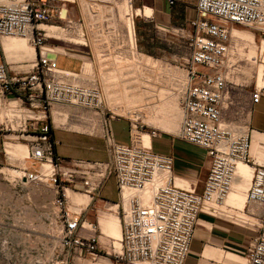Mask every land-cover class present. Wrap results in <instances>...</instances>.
Instances as JSON below:
<instances>
[{"label": "built area", "instance_id": "built-area-1", "mask_svg": "<svg viewBox=\"0 0 264 264\" xmlns=\"http://www.w3.org/2000/svg\"><path fill=\"white\" fill-rule=\"evenodd\" d=\"M134 1L129 0L132 6ZM168 3L173 4L174 0ZM113 11L108 13L111 17ZM196 11L197 17L189 22L194 30L184 34L190 53L187 81L181 89L183 116L179 135L205 149L210 159L202 192L176 183L171 156L134 141V130L146 131L143 123L130 120L129 144L115 141L112 122L121 116L117 117L108 107L98 85L82 82V58L78 71L58 66L60 55L75 56L67 54L66 47L61 50L49 41L52 37L40 24L72 28L73 20H66L67 9L56 0H0V38H26L36 50L27 72L13 73L7 62H0V111L10 113H6L7 123L16 127L14 139L27 142L28 153L17 166L23 174L20 178L28 184L41 183L53 194V223L59 229L54 236L55 264H71L76 256L95 259L105 253L126 264H185L200 214L206 206L216 212L225 204L239 163L253 168L246 200L256 206L254 215L259 218L257 233L245 251V264H264V163L251 153L252 128L235 131L222 123L228 89L223 68L232 46L230 25L259 31L263 44L264 0H198ZM136 17L152 16L135 14L134 25ZM64 20L63 27L60 22ZM262 63L263 79L261 84L256 82L251 93L253 104L264 98V57ZM57 104L99 114L107 160H68L58 155L56 147L60 141L55 137L52 117ZM148 133L150 137L158 135L156 129ZM111 177L115 180L114 204L121 225L117 247L112 237H107L109 244L102 242L105 234L98 220L89 222L83 218L88 207L71 209L67 193L68 188L83 192L91 196L92 202L102 198ZM104 201L105 205L112 204Z\"/></svg>", "mask_w": 264, "mask_h": 264}, {"label": "rangeland", "instance_id": "rangeland-1", "mask_svg": "<svg viewBox=\"0 0 264 264\" xmlns=\"http://www.w3.org/2000/svg\"><path fill=\"white\" fill-rule=\"evenodd\" d=\"M73 1L56 0L61 7L67 9L66 20L72 19L74 24L72 28H67V38H51L49 41L57 44L61 50L66 47L67 54L82 58L85 61L83 67L85 63H91V70L85 73L87 78L82 77V82L98 85L108 107L118 114L117 117L143 123L146 131L139 132L138 135L147 134L152 129L158 132L163 129L172 131L170 127L176 124L177 129H180L184 90H179L177 81L187 80L190 52L184 34L194 30L189 22L197 17V1L174 0L173 4H169L168 0H164L163 9L157 8L162 4L161 0H135L134 6L129 2L133 20L135 14L144 16L147 8L154 9L153 18H135L136 50L131 48L128 41L127 10L124 6L127 0ZM142 5H145L144 9L140 8ZM111 10H114L112 17L108 14ZM66 20L60 22L63 27ZM230 27L231 33L235 28L234 33L240 38L232 36V46L223 68L228 89L223 101L222 123L226 127L232 125L246 129L252 110L251 93L256 82H259V76L263 74L264 42L261 44L262 35L253 28L238 24ZM14 38L16 39L0 38V62H7L13 73H24L29 70L33 60L21 55H9L4 51L3 45L8 42L15 48H20L26 44L29 48L26 54L34 47L28 39L23 40L18 36ZM73 38L85 44L71 41ZM83 60L60 55L57 64L61 68L78 71ZM175 92L177 102L174 111L172 107ZM57 107L68 111L69 124L80 127L75 130L104 136L101 118L95 110L57 104L53 111ZM0 113V264H55L57 239L54 236L59 234V229L53 223L56 211L52 204L53 194L41 183L24 185L20 174L14 173L20 171L17 166L22 161L6 152V144L27 145V142L14 139L16 127L7 123L8 116L4 112ZM52 117L54 120L53 113ZM248 187L249 182L240 188ZM114 189L115 180L111 177L102 192V198L92 200L87 210L94 209L93 204H107L103 198L110 190L113 193ZM240 199L245 201L242 197ZM116 201L113 200L112 203ZM247 204L251 207L248 202ZM107 206L109 205L103 206L101 211H108ZM247 209H235L239 213L230 212L232 216L228 218L219 214L213 216L215 219H225L237 229L236 245L233 249L226 250L242 256L245 263V251L250 239L256 235L259 224V221L245 215L248 213ZM221 210L223 214L225 210ZM102 241L109 244L108 238ZM78 263L80 262L75 257L71 264ZM221 264H224L223 261Z\"/></svg>", "mask_w": 264, "mask_h": 264}, {"label": "crops", "instance_id": "crops-1", "mask_svg": "<svg viewBox=\"0 0 264 264\" xmlns=\"http://www.w3.org/2000/svg\"><path fill=\"white\" fill-rule=\"evenodd\" d=\"M63 1V0H61ZM73 0H68L69 2ZM162 4L157 6L158 9H163L165 4L164 0H161ZM176 1H191V0H176ZM198 1V0H195ZM75 2V1H73ZM127 10V35L128 41L131 48L137 49L136 35L134 30V20L132 15V8L127 0L124 3ZM150 9V8H149ZM152 16L154 14V9L151 8ZM170 10V9H169ZM143 11V10H142ZM145 16L151 17L146 15ZM179 24V23H178ZM62 28V27H61ZM64 29V28H63ZM65 30V29H64ZM48 36H53L57 39H61L56 35H53L47 31ZM65 39V38H63ZM75 41V40H71ZM77 43L85 44L83 42ZM31 57L29 59H35V49L31 47L30 49ZM24 58L23 54H19ZM18 55V56H19ZM26 58V57H25ZM79 60L78 57H70ZM85 62V61H84ZM67 69V68H64ZM72 70V69H68ZM91 63H85L83 67L84 73H80V76L87 78L86 72H90ZM76 71V70H72ZM55 137L60 141L57 145L56 150L58 155L65 159H86L93 161H105L109 158L107 152V144L104 145V137L99 135H93L92 133L86 132L85 130H75L80 129L77 125H70L68 122L69 114L68 111L57 107L53 111ZM64 117L63 119H61ZM130 119L129 118H117L112 122V128L114 133V138L117 143L129 144L131 141L130 132ZM252 131V148L251 153L260 162L264 163V98H262L258 103H252V110L250 112V120L248 122ZM178 124L170 127L172 131L161 130L155 137H150V144L153 151L169 155L173 158V175L175 181L187 184V188L195 189L198 192H202L204 188V183L208 175L210 167V159L207 156L206 150L189 143L182 139L179 135L180 129ZM136 135V134H135ZM106 143V142H105ZM249 168V167H248ZM250 169V168H249ZM252 172L250 169V177H239L235 183V187L232 191V197L223 207H219L216 212H204L205 214H200L197 229L195 231L194 239L191 246V251L187 257L185 264H245L242 256L231 252L226 249H233L238 240L237 229L234 228L225 219H215L213 216L219 214L221 217H231L230 212L239 213L235 209L243 211L247 209V214L251 219L252 217L251 207H248L246 202V191L247 189H241L240 187H245L252 177ZM108 184V182H107ZM107 184L104 189H106ZM68 196L70 198L71 207L73 210H78L79 208L86 209L91 203V196L85 195L83 192L75 191L72 189L68 190ZM240 197L245 199V202L240 199ZM104 200H117V192L114 189L113 193L111 190L103 198ZM244 202V204H242ZM94 209L86 210L83 212V218L89 222L99 221V224L104 232L105 236L101 237V240H106L107 237L120 238L121 237V225L119 217L116 213L117 206L112 203L109 204V210L106 212L101 211V204H93ZM243 205V206H241ZM245 205V206H244ZM241 206V207H240ZM96 208L98 212H96ZM221 209H224V213H221ZM223 212V211H222ZM236 213V214H237ZM243 214V213H241ZM211 215V216H210ZM94 220V221H92ZM256 220V219H255ZM104 242V241H102ZM105 244V242H104ZM80 262L78 264H126L124 262L116 261L111 255L104 254L95 259L87 257L83 259L82 257H76ZM222 260V261H221Z\"/></svg>", "mask_w": 264, "mask_h": 264}, {"label": "bare ground", "instance_id": "bare-ground-1", "mask_svg": "<svg viewBox=\"0 0 264 264\" xmlns=\"http://www.w3.org/2000/svg\"><path fill=\"white\" fill-rule=\"evenodd\" d=\"M63 1H68V0H63ZM152 9H149V8H147L146 9V15L147 16H152ZM140 12V11H139ZM144 16H145V12H144ZM45 24H47V23H41L40 24V26L42 27V28H44L45 30H46V33H48L47 31H49L50 33H52L53 35H56L57 37H62V38H67V34H66V30H64L63 28H61V27H55V26H53L52 24H47V25H45ZM48 25H51V26H48ZM235 29V28H234ZM234 29L232 30V36L233 37H236V34L234 33ZM5 38L7 37V38H10V39H16V38H14V37H17V36H4ZM4 37H1V38H4ZM50 37H52V38H55V37H53V36H50ZM19 38H21V37H19ZM236 38H240V37H236ZM18 39V38H17ZM23 40H27L26 38H22ZM74 39V38H73ZM73 39H70V40H73ZM75 40V39H74ZM77 41V40H76ZM244 41V40H243ZM33 46V45H32ZM34 47V46H33ZM3 48H4V51L7 53V54H9V55H13V54H16V55H19V54H23L26 58H30L31 57V54L30 53H28V54H26V52H28V50H29V48H27V46H26V44H23V46H21L20 48H15L11 43H8V42H5L4 43V45H3ZM35 49V48H34ZM15 52H19V53H15ZM35 52H36V50H35ZM35 58H36V55H35ZM69 73V72H68ZM67 73V74H68ZM260 77V79H259V82H257L258 84H261V82H262V79H263V74L261 73V75L259 76ZM187 81V80H186ZM186 81L185 82H180V81H177L178 82V84H177V87L179 88V90H181L182 88H183V86L185 85V83H186ZM174 103H173V110L175 111V107H176V102H177V97H176V92H175V95H174V101H173ZM0 112H4V111H0ZM5 113V115H6V113H7V111L6 112H4ZM3 113V114H4ZM1 114V113H0ZM7 115H10V113L8 112L7 113ZM226 125V124H225ZM224 125V126H225ZM231 125V124H230ZM228 126V125H227ZM232 126V125H231ZM228 127V128H230L231 130H235V131H242V130H244V129H242V128H237V127ZM134 131H136V135L134 134V132H133V137H134V141L135 142H138L139 144H141L143 147H146V148H148V147H150L151 146V144H150V134L149 133H147V134H142V135H138L137 133H139L140 131H138V130H134ZM28 150V148H27V145L26 144H13V143H7L6 144V152L8 153V154H10L11 156H13L15 159H22L24 156H26L27 155V151ZM240 164H244V165H246L245 163H239V165ZM238 165V169H237V174H236V178H235V181H234V183H233V187H232V190H231V192H230V194H229V196H228V198L226 199V202H225V205H226V203L229 201V199H231V195H232V191H233V189H234V187H235V183L237 182V180H238V178L239 177H245V178H248V177H250V169H251V171H253V168H252V166H249V165H246V166H239ZM250 169H249V168ZM14 173L16 174H21V176H23V174L19 171V170H17V171H14ZM23 184L25 185H27L28 184V182H26V181H23ZM178 185L179 186H182V187H186L187 186V184H183V183H181V182H178ZM186 185V186H185ZM189 186V185H188ZM187 186V187H188ZM186 187V188H187ZM68 190H69V188H68ZM68 190H67V193H68ZM85 194V193H84ZM85 195H88V194H85ZM69 200H70V198H69ZM245 202V201H244ZM244 202L242 203V204H244ZM246 202H247V200H246ZM218 209H220V208H218ZM80 210H83V208L81 209V208H79L78 210H76V211H80ZM251 210H252V217H254L255 219H256V221H259V218H258V216H256V215H254V211L256 210V206L255 205H251ZM204 212H212L211 211V209H209V207L208 206H206V208L204 209V211L202 212V213H204ZM114 238V237H113ZM115 239V241H117L118 242V240L120 239V238H114ZM116 244L118 245V243H116L115 242V246H116ZM117 247V246H116ZM76 257H79V256H76ZM81 258V257H80Z\"/></svg>", "mask_w": 264, "mask_h": 264}]
</instances>
